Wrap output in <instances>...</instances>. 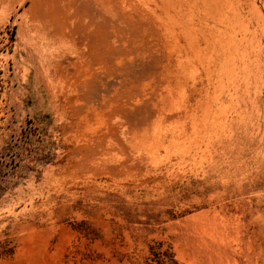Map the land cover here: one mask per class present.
Returning <instances> with one entry per match:
<instances>
[{"label":"rangeland","instance_id":"374dc122","mask_svg":"<svg viewBox=\"0 0 264 264\" xmlns=\"http://www.w3.org/2000/svg\"><path fill=\"white\" fill-rule=\"evenodd\" d=\"M30 2L0 0V264H264V0H93L61 74Z\"/></svg>","mask_w":264,"mask_h":264},{"label":"bare ground","instance_id":"6f19581e","mask_svg":"<svg viewBox=\"0 0 264 264\" xmlns=\"http://www.w3.org/2000/svg\"><path fill=\"white\" fill-rule=\"evenodd\" d=\"M25 1L26 0H17V5H21ZM80 5L88 9H93V0H31L30 2L31 15L28 19L29 37H31V40H39L45 44V47L48 46L50 48L53 59L48 58L47 61L56 63V74H61L62 72L67 71V67L74 68V65L71 62L69 45L65 41L60 28L63 27L62 19L64 14L69 10L83 9ZM110 55L113 58H116L120 54L118 51L114 50ZM72 74L73 73H71V75ZM115 74H117V70L112 72V75ZM74 84L73 85L78 91L73 97H71L70 106L77 113L83 114L85 112V114H87L90 112L91 115L94 116L95 114L96 117L97 113L102 112L103 107L106 106L103 101L111 92L110 84L105 83L103 86L100 84H94V87H92L82 85L78 80H76ZM116 114L118 115L117 117H120V111L116 112ZM96 144L97 142H95V145ZM101 148L104 149V147L99 144L96 145L93 150H86L83 152V155H81L82 159L89 162L94 157L104 154L105 150ZM82 162L83 160L80 165L84 164H82Z\"/></svg>","mask_w":264,"mask_h":264}]
</instances>
